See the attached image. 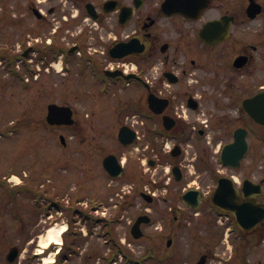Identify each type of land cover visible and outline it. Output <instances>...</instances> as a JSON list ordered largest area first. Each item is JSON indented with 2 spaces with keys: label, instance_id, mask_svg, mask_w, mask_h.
<instances>
[{
  "label": "flooded vegetation",
  "instance_id": "flooded-vegetation-1",
  "mask_svg": "<svg viewBox=\"0 0 264 264\" xmlns=\"http://www.w3.org/2000/svg\"><path fill=\"white\" fill-rule=\"evenodd\" d=\"M201 3L7 0L0 19V35L4 36L0 41L5 42L0 56L7 62L4 76L11 77V59L18 64L23 78L19 85H36L42 78L54 82L61 65L65 71L59 75L67 77L66 85L89 88L82 114L88 143L90 138L117 136L123 127L134 135L128 146L116 141L105 152L100 143L96 152L88 145L85 153L88 164L98 156L89 165L92 173L97 161L109 181L130 183L123 193L125 203H131L128 208L124 204L122 211L134 210V217L126 220L128 231L139 220L142 236L134 239L130 234L128 240L150 242L152 229L163 237L165 232V257L158 261L185 264L184 258H173L169 252L178 231L186 224L197 227L211 223L213 216L216 220L224 217L227 226L224 222L205 233L220 248L230 238L237 256L225 258L209 251L206 260L228 264L241 258V264H247L243 254L258 246L264 260V124L255 122L245 107L247 100L261 94L264 120V2L259 3L260 13L253 19L248 16L250 0H209L205 8H199ZM14 39L18 51L9 44ZM119 46L128 54L119 56ZM98 85H103V92ZM73 115L80 117L75 108ZM95 118L106 128L95 129ZM231 144V155L222 160V149ZM242 151L245 156L233 168L234 155ZM108 154H114L123 167L116 180L102 166ZM246 179L250 182L244 186ZM219 184L223 191L227 189L230 212L213 205ZM92 195L98 201L86 205L85 222L88 225L91 216L99 220L92 228L89 225L88 233L100 240L107 231L106 216L99 214L104 191L95 189ZM244 207L260 217L249 230L236 224L234 212ZM114 218H119L118 225L124 224L122 213ZM102 243L106 241L99 246ZM148 245L154 248L153 242ZM149 247L143 257L133 259L134 264L153 260ZM201 255L197 253V260Z\"/></svg>",
  "mask_w": 264,
  "mask_h": 264
},
{
  "label": "rangeland",
  "instance_id": "rangeland-1",
  "mask_svg": "<svg viewBox=\"0 0 264 264\" xmlns=\"http://www.w3.org/2000/svg\"><path fill=\"white\" fill-rule=\"evenodd\" d=\"M259 1L264 2V0ZM62 2H66V0H62ZM2 12L0 10V13ZM260 21H256L252 25ZM0 23L2 22L0 21ZM253 28L256 26H251V29ZM15 32L16 30H14ZM252 37L254 35L250 34V38ZM0 40H4V36L0 35ZM4 44L5 42L0 41V45L4 46ZM9 44L12 50L18 51V40L14 39ZM4 74L5 72L0 68V183L8 188L4 192L3 189L6 188L0 187V264L6 263L5 254L10 245L18 246L21 251L18 262L15 264H30L31 262V264H52L53 260H56V252L62 247L58 258L63 264H95L96 262L106 264L107 261L105 263L103 260H99V258L101 259L100 254L109 260L112 259L113 255H110V252L114 248L111 244L113 239L122 247L119 248L125 252L127 258L141 257L148 249V244L153 242L154 248H149L155 259L147 264H157V259L160 256H165V232L163 237L156 234L158 230L155 232L152 229L154 239L150 242L146 239L140 240L138 243L128 240L130 234L126 220L132 219L135 212L133 209L122 211L123 208H120V205L124 203V207L130 206L128 204L131 202L125 203L123 193L130 189V183L125 180L109 181L97 161L93 173L89 170V165L94 162L88 164L85 159L88 144L85 143L84 133L80 136L76 134L77 131L83 129V122L86 121L85 118V121H82L79 110L85 108L86 103L83 100H87V98L82 99V97L85 92L89 91V88L85 85H66L67 77H61L59 74L54 82L50 78H42L36 85L21 86L17 85L12 77L9 78ZM254 84L257 82H251V85ZM72 95H76L75 101H73ZM70 102L76 104V109L81 117L80 124L78 123V126L74 127L47 126L45 122L46 106L49 103L70 104ZM87 123L88 126L89 122ZM93 125L95 129L106 128L102 124V120L96 118L93 120ZM59 135L64 136L65 146L60 143ZM97 141L106 147V150L114 148L116 142L115 136L112 134L96 138L95 143L91 145H97ZM252 158L253 155H250L246 160L247 171ZM10 174H15L17 178L10 181L12 178H10ZM91 175L94 177L93 182H90ZM16 187L24 188L26 194L17 193L19 189ZM95 189L97 192L101 189L104 191L107 213L112 215V218L116 214L122 213V221H124V224L120 225L112 221V224L117 228L110 234L106 233V237L100 238V240H98V235L96 237L94 233L88 234L89 226L84 222L83 213L78 212L83 210L86 205H90L88 199ZM8 191L11 193L9 194ZM155 193L159 192L155 191ZM119 194L123 196L121 197ZM93 196L91 200L98 201ZM51 203H60L62 208L58 211L56 206H50L46 213V209ZM115 203H117V207ZM73 209H77V211ZM212 218L215 220H211L209 224L197 227L186 224L182 231H178L177 239L169 250L170 255L173 258H184L185 264H195L198 252L207 251V253L222 255L225 258H228L230 254L232 258L234 255L236 257L230 238L228 245L225 244L224 248H220L219 244L217 245L215 240L205 233L210 231L209 228L214 229L216 226H222L218 218L217 220L214 216ZM56 224L68 225L70 230L67 231L68 233H64V245L62 244L60 248L55 244L50 246L44 256L50 254L52 260L50 263H46L44 256L38 257L35 254L39 251L41 241L45 240L47 229ZM155 226L160 228L158 223ZM205 234L210 239H206ZM103 240L107 243H102L99 246ZM115 241L114 243L117 244ZM71 247L76 250V253H70ZM126 256L120 254L119 259L113 264H127ZM87 258L91 261H85ZM247 259L248 264H259V260L264 263L262 249L259 246L251 250L248 249ZM241 262L240 258L229 261L228 264H241ZM128 264H132V262H128ZM206 264L220 263L210 259Z\"/></svg>",
  "mask_w": 264,
  "mask_h": 264
},
{
  "label": "water",
  "instance_id": "water-1",
  "mask_svg": "<svg viewBox=\"0 0 264 264\" xmlns=\"http://www.w3.org/2000/svg\"><path fill=\"white\" fill-rule=\"evenodd\" d=\"M258 12V7L256 8H250V13L252 16H254L255 13ZM254 13V14H253ZM262 95H257L254 99H252L249 102V113L250 115L255 118L257 121H261V111H260V102L262 100ZM48 112L46 120L50 125H70L73 123V120L71 119V111L69 107H61L57 106L55 104L48 105ZM119 140L124 144H129L132 142L133 137L131 135H128L126 132L121 130L119 133ZM61 142L64 144L63 137H60ZM243 153H239L238 157H241ZM104 167L105 169L114 177L118 176L121 168L118 165L116 159L114 156H108L104 159ZM221 187V186H220ZM214 201L222 206H225L227 204V196L224 193V191L221 189H218L217 193H215ZM226 207V206H225ZM253 209L244 207L242 209H239L236 212V220L237 223L245 228L248 229L254 225V222L259 219V217H256L255 221L253 222ZM17 256V248L13 247L11 248L7 259L9 261H13L15 257ZM205 260V257L202 256L198 264H203Z\"/></svg>",
  "mask_w": 264,
  "mask_h": 264
},
{
  "label": "bare ground",
  "instance_id": "bare-ground-1",
  "mask_svg": "<svg viewBox=\"0 0 264 264\" xmlns=\"http://www.w3.org/2000/svg\"><path fill=\"white\" fill-rule=\"evenodd\" d=\"M16 177L12 176L11 181L15 180ZM66 230V226L64 224H56L54 226H51L47 229L46 233H45V240L41 241L40 243V251L42 249L47 248L49 245L51 244H56V245H61L62 244V235ZM52 260V255L50 256H46L44 261L46 263H50Z\"/></svg>",
  "mask_w": 264,
  "mask_h": 264
}]
</instances>
